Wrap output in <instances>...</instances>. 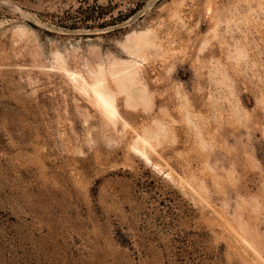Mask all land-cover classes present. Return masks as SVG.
I'll list each match as a JSON object with an SVG mask.
<instances>
[{
    "label": "rangeland",
    "instance_id": "obj_1",
    "mask_svg": "<svg viewBox=\"0 0 264 264\" xmlns=\"http://www.w3.org/2000/svg\"><path fill=\"white\" fill-rule=\"evenodd\" d=\"M0 264H264V0H0Z\"/></svg>",
    "mask_w": 264,
    "mask_h": 264
},
{
    "label": "bare ground",
    "instance_id": "obj_2",
    "mask_svg": "<svg viewBox=\"0 0 264 264\" xmlns=\"http://www.w3.org/2000/svg\"><path fill=\"white\" fill-rule=\"evenodd\" d=\"M97 83H98V82H97ZM97 83H96V84H97ZM86 85H87V84H86ZM92 85H93V84H92ZM89 86H90V85H89ZM98 86H99V85H98ZM94 87H95V86H94ZM99 87H101V86H99ZM89 88H90V87H89ZM91 88H92V87H91ZM91 88H90V89H91ZM93 89H94V88H93ZM86 90H87V89H86ZM94 92H95V91H94ZM99 93H100V92H99ZM94 95H95V93H94ZM99 96H100V95H99ZM96 97H97V96H96ZM100 97H101V96H100ZM104 98H105V96H104ZM100 100L103 101L105 105H107L105 99H104V100H103V99H100ZM104 108H105V107H104ZM115 109H116V108H115ZM109 110H110V109H109ZM110 111H111V110H110Z\"/></svg>",
    "mask_w": 264,
    "mask_h": 264
}]
</instances>
